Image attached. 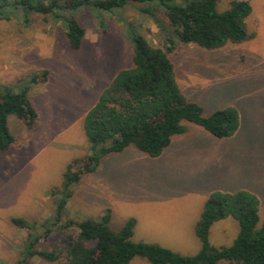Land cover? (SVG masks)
Wrapping results in <instances>:
<instances>
[{
  "label": "rangeland",
  "instance_id": "1",
  "mask_svg": "<svg viewBox=\"0 0 264 264\" xmlns=\"http://www.w3.org/2000/svg\"><path fill=\"white\" fill-rule=\"evenodd\" d=\"M231 1L220 0L219 12ZM250 1L253 11L246 24L255 34L252 40L214 51L177 42L171 53L186 98L201 105L207 116L227 108L238 110L237 133L218 139L185 122L186 132L159 157L135 146L103 156L96 172L70 188L62 222L100 220L110 210L113 231L135 219L134 242L194 256L201 249L196 226L213 193L256 195L264 219V0ZM148 7L154 10L158 5L131 3L112 13H74L86 31L77 52L70 48L64 19L53 22L35 16L30 27L21 19H0V87L17 92L30 87V99L40 115L32 129L16 116L8 120L16 143L0 153V264H18L29 239L43 235L45 229L53 233L36 245L42 251L61 247L66 232H78L76 226L61 231V224H53L68 166L78 167L91 155L85 117L114 78L133 67L134 35L168 48L165 32L143 12ZM33 77L39 83L31 85ZM13 218L24 219L32 229L16 227ZM239 232L236 219L220 220L211 228L210 242L216 248L229 247ZM31 263L58 264L38 257ZM130 264L150 263L136 257Z\"/></svg>",
  "mask_w": 264,
  "mask_h": 264
},
{
  "label": "trees",
  "instance_id": "2",
  "mask_svg": "<svg viewBox=\"0 0 264 264\" xmlns=\"http://www.w3.org/2000/svg\"><path fill=\"white\" fill-rule=\"evenodd\" d=\"M179 1L0 0V19H21L26 27L32 25L35 16L50 18L53 22L64 19L66 24L62 26L74 52L81 49L86 35L74 13L84 10L112 13L131 3H156L157 9L143 8V12L151 15L159 29L165 32L168 46L165 50L151 45L141 35L132 37L133 67L114 78L85 117L84 129L91 144V155L79 168L76 163L70 164L64 175L63 197L53 225L61 224V231L76 226L78 232H66L61 247L42 251L36 245L53 233V229H45L43 235L29 239L18 264H32L35 257L58 264H130L136 257L150 264H264V219L261 221L259 214V199L250 192H215L207 199L196 226L201 249L194 256L134 242L135 219H130L121 230L113 231L110 210L100 220L62 222L63 211L71 197L70 188L85 175L96 172L103 156L119 154L135 146L151 157H159L176 136L186 132L185 122L203 127L218 139L237 133L241 123L238 110L227 108L207 116L201 105L186 98L177 83L171 53L177 42L181 47L193 44L214 51L228 44L252 40L255 34L248 31L246 24L253 11L251 1L232 0L223 12L218 10L220 0ZM71 12L73 14L69 15ZM98 16L101 18V14ZM47 76L45 72L43 79ZM37 83L38 77H33L31 85ZM29 93L30 87L18 92L12 87H0V153L10 151L16 143L8 126L10 116H16L28 129L34 128L39 121V112ZM227 218L239 222V235L231 246L216 248L210 242L211 228ZM12 221L20 229L33 227L24 219L13 218Z\"/></svg>",
  "mask_w": 264,
  "mask_h": 264
}]
</instances>
